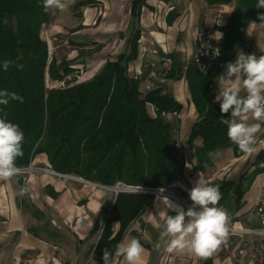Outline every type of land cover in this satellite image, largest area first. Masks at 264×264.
<instances>
[{"label": "crops", "instance_id": "0c3cea01", "mask_svg": "<svg viewBox=\"0 0 264 264\" xmlns=\"http://www.w3.org/2000/svg\"><path fill=\"white\" fill-rule=\"evenodd\" d=\"M78 0H68L66 11L56 9L55 18L46 24L48 37L68 39L63 57L70 60L74 73L64 79L49 76V88L75 77L77 82L92 78L107 60H115L129 51L134 20L133 0H97L91 4L76 6ZM237 7V0L229 3H210L208 0H145L141 6L137 25L141 30L139 54L129 62V71L141 77V89L148 91L155 86V79L148 76L150 62L162 70L163 91L173 95L182 108L172 117L176 121V137L183 143L182 171L168 186L181 189L182 198L192 205L189 191L199 176L209 183L223 179H239L245 175L247 189L238 208L233 200L227 206L217 205L229 213V223L237 226H258L256 219H249L248 212L264 194V170L254 174L258 156L264 154V125L256 136L252 154L235 153L234 146L214 150L215 155L203 169H197L196 149L188 144L192 125L199 119V112L191 100V92L184 76L167 77L173 67H180L186 59H193L196 52V33L204 26L212 30V38L222 45L225 27ZM264 21L253 20L245 32V41L233 51L232 62L238 53L259 55L264 53ZM58 59L61 61L63 59ZM143 71V73H141ZM226 67L215 79L209 95L215 101L219 91L218 78L226 74ZM73 76V77H72ZM241 94H244L243 92ZM154 112V105H150ZM249 123H255L251 117ZM203 143L201 137L196 146ZM260 162V163H257ZM34 169L7 181H0V264H104V258L96 254V248L116 199L110 185L96 180H80L61 175L52 168L46 152H39L30 163ZM29 192L20 195V188ZM173 204L186 211L190 206L167 197ZM164 198L156 195L124 230L121 240L139 239L145 251L141 264H233L231 253L218 248L207 257L184 251L168 253L159 240L162 221L160 211L165 210ZM168 214L176 212L168 209ZM114 234L121 230V222H112ZM170 239V238H169ZM120 240V241H121ZM257 244V239H256ZM254 246V245H253ZM112 264H126L124 258L113 257ZM248 264H257L249 262Z\"/></svg>", "mask_w": 264, "mask_h": 264}, {"label": "trees", "instance_id": "16d2710c", "mask_svg": "<svg viewBox=\"0 0 264 264\" xmlns=\"http://www.w3.org/2000/svg\"><path fill=\"white\" fill-rule=\"evenodd\" d=\"M96 1L78 0L76 6ZM144 2L133 0L129 51L107 60L88 80L77 82L74 77L67 79L64 86L49 88L47 76L62 80L75 71L66 57L58 61L42 34L51 20L50 9L42 7V0H0V90L23 97V103L10 101L0 105V118L18 124L25 134L23 156L17 158V167L28 166L37 153L46 152L56 171L107 185L121 181L132 186L168 187L177 178L182 171V156L176 148V121L163 111H179L182 103L163 91L161 85L142 90L141 77L129 71V62L139 54L141 30L136 20ZM257 3L258 0H237L225 27L221 54L209 68L201 71L190 62L184 71V62L165 74L186 78L191 100L200 114L188 138V144L196 149L197 169H203L211 160L209 152L219 148L234 146L237 156L243 154L227 136L223 121L230 118V113L222 114L220 104L209 93L216 77L232 62L233 51L245 41L251 21L264 14V8H257ZM4 60L14 62L7 71L2 67ZM17 64L24 65L22 71ZM151 104L154 112L150 111ZM199 137L203 143L196 146ZM263 158L261 153L257 161ZM262 170L264 159L253 172ZM244 180L242 175L236 180L212 182L222 193L218 204L227 206L234 200L239 208L247 189ZM155 199L156 195L148 191H120L103 226L96 254L104 258L106 250L114 252L130 222ZM115 220L121 222V230L116 234L112 229Z\"/></svg>", "mask_w": 264, "mask_h": 264}, {"label": "clouds", "instance_id": "9594fccd", "mask_svg": "<svg viewBox=\"0 0 264 264\" xmlns=\"http://www.w3.org/2000/svg\"><path fill=\"white\" fill-rule=\"evenodd\" d=\"M68 6V0H42L45 10L57 9L63 12ZM256 7L264 8V0H258ZM260 20L264 21V14L260 15ZM4 23H7V19ZM259 25L264 27V23ZM261 51L264 52V49ZM13 63L4 60L3 70L7 71ZM16 67L22 71L24 65L17 64ZM226 69V74L218 78L219 91L215 102L220 104L222 114L230 113V118L223 121L227 125L230 141L242 153L252 154L255 151L256 136L264 125V55L258 57L239 52L236 61L229 62ZM242 92L244 95H241ZM10 101L23 103V97L16 92L0 90V105H7ZM249 117L256 122L249 123ZM24 139L25 134L18 124L0 118V181L23 174V169L16 166V160L23 156ZM213 155L214 152H209V156ZM28 192L27 184L20 188L21 196ZM189 197L193 203L186 211L181 205L164 198L165 210L159 212L162 221L158 226L161 229L159 240L154 247L159 250L164 244L168 253L187 250L197 256L207 257L225 242L229 213L217 206L222 198L219 186L201 176L189 191ZM168 209L176 214H168ZM144 251L139 239L125 238L115 245L114 252L105 251L104 264H112L113 257L121 256L126 264H141Z\"/></svg>", "mask_w": 264, "mask_h": 264}, {"label": "built area", "instance_id": "2783aa9c", "mask_svg": "<svg viewBox=\"0 0 264 264\" xmlns=\"http://www.w3.org/2000/svg\"><path fill=\"white\" fill-rule=\"evenodd\" d=\"M196 52L193 59H186L184 71L190 62H193L201 71L209 68L213 60L221 54V46L212 38V30L208 26L201 27L196 33ZM148 76L155 79V85L164 81L165 77L161 69L150 62ZM143 73V71H141ZM163 114L169 117H175L179 114L176 109L163 111ZM183 143L180 139L176 141V148L182 151ZM23 172L30 171L35 168L32 164L20 167ZM63 175V174H61ZM65 176V175H63ZM117 195L120 191H131L137 186L127 185L124 182L118 181L114 185H110ZM143 187V186H142ZM145 191L155 192L157 195L165 198L169 197L174 201L181 203L183 206H191L185 201L182 196V190H172L170 187H144ZM249 219H256L258 226H237L228 223V233L225 242L220 245V249L231 253L233 264H248L249 262H256L257 264H264V194L261 196L259 202L249 210ZM257 239V244H256ZM254 245V246H253Z\"/></svg>", "mask_w": 264, "mask_h": 264}, {"label": "rangeland", "instance_id": "374dc122", "mask_svg": "<svg viewBox=\"0 0 264 264\" xmlns=\"http://www.w3.org/2000/svg\"><path fill=\"white\" fill-rule=\"evenodd\" d=\"M50 13H51V18L52 21L55 18V14H56V9H50ZM45 27H47L46 25L44 26V30L42 32L44 38L48 41L49 45H50V50L52 53H54L55 55H57L58 59H61L63 57V55L66 53V45L69 44L68 39H66L65 37H60L61 40L59 39H54L53 37H48V32H46ZM73 77V76H72ZM66 80L64 82H62L61 85H66ZM152 112V111H151ZM170 119H173L172 117H170Z\"/></svg>", "mask_w": 264, "mask_h": 264}, {"label": "water", "instance_id": "95a60500", "mask_svg": "<svg viewBox=\"0 0 264 264\" xmlns=\"http://www.w3.org/2000/svg\"><path fill=\"white\" fill-rule=\"evenodd\" d=\"M59 173L65 175V176H67V177H71V178H75V179H80V180H87V179H85V178H83V177H81V176H77V175H74V174L62 173V172H59ZM131 191H145V190H144V187H142V186H137V187H135L134 190H131ZM154 193H155V192H154Z\"/></svg>", "mask_w": 264, "mask_h": 264}]
</instances>
